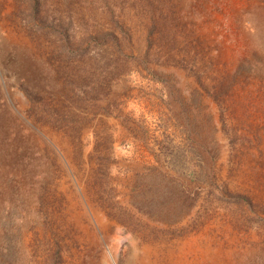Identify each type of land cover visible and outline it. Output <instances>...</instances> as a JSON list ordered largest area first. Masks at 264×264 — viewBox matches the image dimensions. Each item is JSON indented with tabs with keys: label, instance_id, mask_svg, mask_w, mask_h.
<instances>
[{
	"label": "rangeland",
	"instance_id": "obj_1",
	"mask_svg": "<svg viewBox=\"0 0 264 264\" xmlns=\"http://www.w3.org/2000/svg\"><path fill=\"white\" fill-rule=\"evenodd\" d=\"M128 263L264 264V0H0V264Z\"/></svg>",
	"mask_w": 264,
	"mask_h": 264
},
{
	"label": "bare ground",
	"instance_id": "obj_2",
	"mask_svg": "<svg viewBox=\"0 0 264 264\" xmlns=\"http://www.w3.org/2000/svg\"><path fill=\"white\" fill-rule=\"evenodd\" d=\"M185 245V244H184ZM179 248V247H178ZM129 264V263H128Z\"/></svg>",
	"mask_w": 264,
	"mask_h": 264
}]
</instances>
